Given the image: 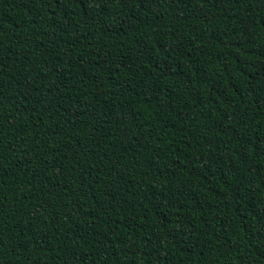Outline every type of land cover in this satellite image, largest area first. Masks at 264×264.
Here are the masks:
<instances>
[{
  "label": "trees",
  "instance_id": "16d2710c",
  "mask_svg": "<svg viewBox=\"0 0 264 264\" xmlns=\"http://www.w3.org/2000/svg\"><path fill=\"white\" fill-rule=\"evenodd\" d=\"M0 264H264V0H0Z\"/></svg>",
  "mask_w": 264,
  "mask_h": 264
}]
</instances>
